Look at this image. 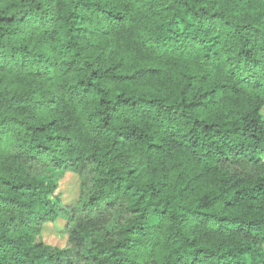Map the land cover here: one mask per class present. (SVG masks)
I'll list each match as a JSON object with an SVG mask.
<instances>
[{"label": "clouds", "instance_id": "1", "mask_svg": "<svg viewBox=\"0 0 264 264\" xmlns=\"http://www.w3.org/2000/svg\"><path fill=\"white\" fill-rule=\"evenodd\" d=\"M225 261L264 264V0H0V264Z\"/></svg>", "mask_w": 264, "mask_h": 264}, {"label": "rangeland", "instance_id": "2", "mask_svg": "<svg viewBox=\"0 0 264 264\" xmlns=\"http://www.w3.org/2000/svg\"><path fill=\"white\" fill-rule=\"evenodd\" d=\"M75 180L76 178L72 173H66V175L61 180V186L71 187L72 185H74ZM46 227L50 233H54L56 230L62 227V224L60 222L49 223Z\"/></svg>", "mask_w": 264, "mask_h": 264}, {"label": "trees", "instance_id": "3", "mask_svg": "<svg viewBox=\"0 0 264 264\" xmlns=\"http://www.w3.org/2000/svg\"><path fill=\"white\" fill-rule=\"evenodd\" d=\"M197 7H199V5H198ZM228 128L231 129V128H232V125L229 124V125H228ZM65 175H66V174H65ZM65 175H64V176H65ZM62 179H63V178H62ZM62 179H61V180H62ZM102 234H103L102 232H97V233H96V235H102ZM192 250H193V251H203V249H196L195 247H193ZM49 260H51V257H49ZM225 264H229V262H228V261H225Z\"/></svg>", "mask_w": 264, "mask_h": 264}]
</instances>
